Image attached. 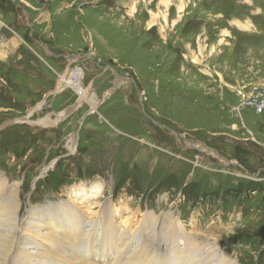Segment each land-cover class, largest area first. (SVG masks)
Returning <instances> with one entry per match:
<instances>
[{
	"label": "rangeland",
	"instance_id": "374dc122",
	"mask_svg": "<svg viewBox=\"0 0 264 264\" xmlns=\"http://www.w3.org/2000/svg\"><path fill=\"white\" fill-rule=\"evenodd\" d=\"M0 51V172L20 220L101 185L79 207H123L155 255L165 232L183 246L181 226L264 264V0H0ZM77 68L83 97L58 88Z\"/></svg>",
	"mask_w": 264,
	"mask_h": 264
},
{
	"label": "bare ground",
	"instance_id": "6f19581e",
	"mask_svg": "<svg viewBox=\"0 0 264 264\" xmlns=\"http://www.w3.org/2000/svg\"><path fill=\"white\" fill-rule=\"evenodd\" d=\"M0 57L4 58L1 51ZM82 77L78 68L67 72L59 76L58 88H77L76 92L83 97V90L78 88ZM73 78L74 81L71 80ZM119 79H115L120 82L117 87L124 83L122 78ZM5 176L0 172V264H101L100 258L106 264H121L127 261L124 250L134 257L128 264H237L225 254L218 258L217 247L210 249L202 245L197 248L192 234L184 233L181 226L183 246L175 242V235L165 232L160 235L161 240H166V250L155 255L161 251L154 246L157 238L153 228L134 226L132 229L128 223L122 227L130 214L123 207L116 210L107 202L97 213L88 214L79 207L84 205L89 209L96 205V201L90 202L91 198L95 200L98 197L101 185L92 186L90 194L80 185L70 187L67 192L70 200L67 202L47 204L44 208L30 206L27 217L20 220L19 182H10ZM154 220L150 218L151 222ZM170 227L171 223L165 224L166 229ZM138 237H144V241L140 242ZM220 238L217 236L215 242L219 243ZM148 258H154V262L150 263Z\"/></svg>",
	"mask_w": 264,
	"mask_h": 264
},
{
	"label": "water",
	"instance_id": "95a60500",
	"mask_svg": "<svg viewBox=\"0 0 264 264\" xmlns=\"http://www.w3.org/2000/svg\"><path fill=\"white\" fill-rule=\"evenodd\" d=\"M43 48H44V50H45V47H44V46H43ZM72 58H77V57H72ZM75 107H76V106L74 105V106L70 107L69 110H68L67 112L64 111V112H62V113H64V114L66 115V113H69V112H70L71 110H73ZM62 113H61V114H62ZM65 115H64V116H65ZM64 116L61 117V115L59 114V117H58L59 120H62V119L64 118Z\"/></svg>",
	"mask_w": 264,
	"mask_h": 264
},
{
	"label": "built area",
	"instance_id": "2783aa9c",
	"mask_svg": "<svg viewBox=\"0 0 264 264\" xmlns=\"http://www.w3.org/2000/svg\"><path fill=\"white\" fill-rule=\"evenodd\" d=\"M251 107V106H250ZM251 109L253 110V111H255L254 109H253V107H251Z\"/></svg>",
	"mask_w": 264,
	"mask_h": 264
}]
</instances>
